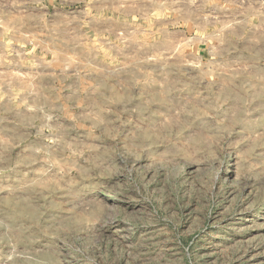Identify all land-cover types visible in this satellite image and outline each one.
Masks as SVG:
<instances>
[{
  "label": "clouds",
  "instance_id": "obj_1",
  "mask_svg": "<svg viewBox=\"0 0 264 264\" xmlns=\"http://www.w3.org/2000/svg\"><path fill=\"white\" fill-rule=\"evenodd\" d=\"M0 264H264V0H0Z\"/></svg>",
  "mask_w": 264,
  "mask_h": 264
}]
</instances>
